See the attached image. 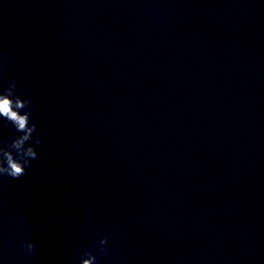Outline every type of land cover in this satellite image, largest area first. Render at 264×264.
I'll return each mask as SVG.
<instances>
[{
  "label": "clouds",
  "instance_id": "clouds-1",
  "mask_svg": "<svg viewBox=\"0 0 264 264\" xmlns=\"http://www.w3.org/2000/svg\"><path fill=\"white\" fill-rule=\"evenodd\" d=\"M17 82L15 79L10 81L9 87L0 92V121L3 126L11 124L18 133L10 139L4 141V146H0V176H8L13 179H19L26 174V168L30 166L32 160L39 158L40 153L28 142L33 139V134L37 130V124L31 121V99L21 98L15 94ZM36 145H42L43 140L37 138ZM27 145V146H26ZM108 238L105 236L99 240L100 252L108 255L110 249L106 247ZM21 248L28 253L36 249L34 240H28L21 245ZM77 252L80 250L77 249ZM80 264H94L97 257L92 251L83 252Z\"/></svg>",
  "mask_w": 264,
  "mask_h": 264
}]
</instances>
